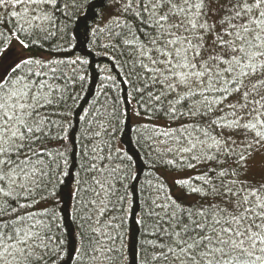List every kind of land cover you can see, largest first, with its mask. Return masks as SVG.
Listing matches in <instances>:
<instances>
[{"label":"trees","instance_id":"obj_1","mask_svg":"<svg viewBox=\"0 0 264 264\" xmlns=\"http://www.w3.org/2000/svg\"><path fill=\"white\" fill-rule=\"evenodd\" d=\"M111 1L0 3V55L23 47L0 71V264H264L262 223L216 202L245 189L225 135L264 141V114L229 105L264 69L263 0H234L244 19L201 62L210 0H127L104 22Z\"/></svg>","mask_w":264,"mask_h":264},{"label":"rangeland","instance_id":"obj_2","mask_svg":"<svg viewBox=\"0 0 264 264\" xmlns=\"http://www.w3.org/2000/svg\"><path fill=\"white\" fill-rule=\"evenodd\" d=\"M33 0H4L5 3H10L16 8L19 6L30 5ZM207 6L205 13V23L206 31H204V36L200 43L198 50L194 52L193 59L201 62L205 59H220L223 55L216 56V46L218 42H221L225 47L230 44V27L236 22L233 17L235 13L239 12L242 20L244 19L242 11H240L234 0H217L212 2ZM257 1V0H256ZM260 1V0H259ZM2 0H0V3ZM127 0H112L110 5L107 7V12H105V20L112 19L119 8L126 5ZM264 2V0H263ZM33 5L35 6L36 4ZM12 6V7H14ZM239 20L237 19V22ZM178 25H183L182 22H178ZM181 26H178L181 28ZM197 27V25H196ZM179 33H182L178 29ZM22 44L19 41L12 40L8 47L0 55V71L4 70L8 64L17 62L22 59L23 50ZM219 50V49H218ZM220 51V50H219ZM227 52V51H226ZM193 54V53H192ZM2 79V77H0ZM229 105L234 111L236 121L240 124L246 123L249 116L255 114L263 116L264 114V69H259L258 72L249 73L248 77L242 83L238 93L231 97L229 100ZM237 135V136H235ZM225 139L231 141V143L236 144L241 147H246L248 154L243 163V173L242 180L245 189L239 191L238 193L230 192L229 194H234L232 197H224L222 200H216L217 203L227 208V211L235 218L236 216L246 215L247 217L253 219L254 221H260L262 225L258 228H252L256 231H264V141L256 140L247 134L246 130L243 132H237L236 134L228 132L225 135ZM193 171V170H191ZM191 171H189L191 173ZM161 176L170 185L178 183L180 179L187 178V172H165L160 171ZM182 196V194L180 195ZM186 202H191L193 199L184 197ZM229 200V201H228ZM254 205L252 206L250 202ZM259 205L258 207H255ZM224 207V206H223ZM236 215V216H235ZM244 241L241 238V242Z\"/></svg>","mask_w":264,"mask_h":264}]
</instances>
